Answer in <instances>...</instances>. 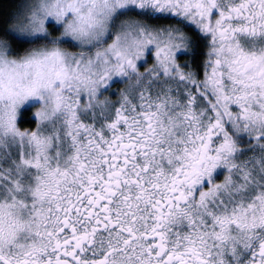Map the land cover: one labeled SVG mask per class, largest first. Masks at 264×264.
<instances>
[{"label":"snow or ice","instance_id":"1","mask_svg":"<svg viewBox=\"0 0 264 264\" xmlns=\"http://www.w3.org/2000/svg\"><path fill=\"white\" fill-rule=\"evenodd\" d=\"M0 264H264V0L0 3Z\"/></svg>","mask_w":264,"mask_h":264},{"label":"trees","instance_id":"2","mask_svg":"<svg viewBox=\"0 0 264 264\" xmlns=\"http://www.w3.org/2000/svg\"><path fill=\"white\" fill-rule=\"evenodd\" d=\"M14 2V0H0V3H2V5L4 7H7L8 5L12 4Z\"/></svg>","mask_w":264,"mask_h":264}]
</instances>
